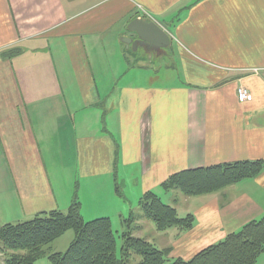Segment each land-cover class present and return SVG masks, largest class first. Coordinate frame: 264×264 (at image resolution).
Here are the masks:
<instances>
[{
	"label": "crops",
	"instance_id": "obj_1",
	"mask_svg": "<svg viewBox=\"0 0 264 264\" xmlns=\"http://www.w3.org/2000/svg\"><path fill=\"white\" fill-rule=\"evenodd\" d=\"M136 19L170 46L128 48ZM243 161H264V0H0V226L66 213L76 185L85 220L125 224L173 175ZM179 194L195 224L165 248L190 260L264 217V170Z\"/></svg>",
	"mask_w": 264,
	"mask_h": 264
},
{
	"label": "trees",
	"instance_id": "obj_2",
	"mask_svg": "<svg viewBox=\"0 0 264 264\" xmlns=\"http://www.w3.org/2000/svg\"><path fill=\"white\" fill-rule=\"evenodd\" d=\"M263 170L264 161L229 163L175 174L162 187L186 196L207 195L255 178ZM140 207L143 217L153 222L158 231L176 228L181 234L195 224L194 215L181 218L177 209L163 203L155 192L144 194ZM137 218L131 215L126 222L135 223ZM69 231L74 232V241L65 253L49 257L52 264H132L133 256L140 259L136 264H256L264 253L263 217L204 248L190 260L171 258V248H157L133 233L123 235L125 242L119 257L112 221L109 218L86 221L76 195L66 213L53 210L28 221L0 226V264H36L45 255V248Z\"/></svg>",
	"mask_w": 264,
	"mask_h": 264
},
{
	"label": "rangeland",
	"instance_id": "obj_3",
	"mask_svg": "<svg viewBox=\"0 0 264 264\" xmlns=\"http://www.w3.org/2000/svg\"><path fill=\"white\" fill-rule=\"evenodd\" d=\"M163 70L166 71V68H163ZM158 193L160 194V196L163 197L162 199L163 203L170 205V204H173L172 200L178 197V195H180L179 193L181 192L178 190L169 191L167 195H164L163 191H160ZM76 195L78 197L79 203H81L82 205L83 201L81 199L78 185H76V192L74 196ZM142 214H143L142 208L140 211L136 210L134 212L135 217H139ZM179 216L181 218H184L186 215L184 212L182 213L180 212ZM86 220L90 221L89 219H86ZM113 229H114L116 239H117V254L119 257L121 256L122 246L124 245V242H125L123 235L127 233H133V236H143V239H146L152 242L157 248L164 249L166 246H169V247L171 246V241L174 240L172 236L174 234H175L174 236H177V232H178L176 228H172L166 231H158L156 227L154 226L153 222L151 221L147 227L140 230L138 228L137 223L126 222L125 224H122L119 220H115L113 223ZM74 238L75 236H74L73 231H69L68 233H66L60 239H58L57 241H55L54 243L50 244L49 246L45 248V255L42 258H40L36 262V264H52L49 257L55 253H65L70 247V245L72 244V242L74 241ZM132 259L135 260L132 264H136L137 262L140 261V259L137 256H133Z\"/></svg>",
	"mask_w": 264,
	"mask_h": 264
},
{
	"label": "water",
	"instance_id": "obj_4",
	"mask_svg": "<svg viewBox=\"0 0 264 264\" xmlns=\"http://www.w3.org/2000/svg\"><path fill=\"white\" fill-rule=\"evenodd\" d=\"M129 31L133 36L122 39L127 47L137 49L139 46L153 49H166L171 44L170 35L156 22L136 19L129 25Z\"/></svg>",
	"mask_w": 264,
	"mask_h": 264
},
{
	"label": "built area",
	"instance_id": "obj_5",
	"mask_svg": "<svg viewBox=\"0 0 264 264\" xmlns=\"http://www.w3.org/2000/svg\"><path fill=\"white\" fill-rule=\"evenodd\" d=\"M237 97L239 102L245 103L251 99V94L246 87L240 86L237 90Z\"/></svg>",
	"mask_w": 264,
	"mask_h": 264
},
{
	"label": "flooded vegetation",
	"instance_id": "obj_6",
	"mask_svg": "<svg viewBox=\"0 0 264 264\" xmlns=\"http://www.w3.org/2000/svg\"><path fill=\"white\" fill-rule=\"evenodd\" d=\"M147 49H149V52H152V53H154V52H156V49L155 50H153V49H151L149 46L148 47H146Z\"/></svg>",
	"mask_w": 264,
	"mask_h": 264
}]
</instances>
